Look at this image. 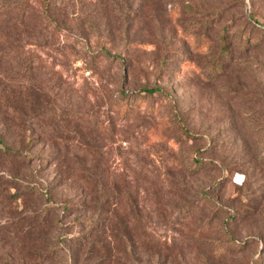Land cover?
Returning <instances> with one entry per match:
<instances>
[{
    "label": "rangeland",
    "instance_id": "1",
    "mask_svg": "<svg viewBox=\"0 0 264 264\" xmlns=\"http://www.w3.org/2000/svg\"><path fill=\"white\" fill-rule=\"evenodd\" d=\"M0 264H264V0H0Z\"/></svg>",
    "mask_w": 264,
    "mask_h": 264
},
{
    "label": "trees",
    "instance_id": "2",
    "mask_svg": "<svg viewBox=\"0 0 264 264\" xmlns=\"http://www.w3.org/2000/svg\"><path fill=\"white\" fill-rule=\"evenodd\" d=\"M223 31L221 32V35H220V39H219V41H220V43H221V52H223V53H227V52H229V48H230V46H229V42L226 40V33L224 32V30H226L227 29V27H222L221 28ZM220 65H218V67H219ZM142 93H144V94H146V95H156V94H158V95H160V96H162V97H166V94H165V92L162 90V88H160V87H154V88H144L143 90H140L139 91V94L141 95ZM180 120V119H179ZM200 163V161L199 160H196L195 162H194V164L195 165H198Z\"/></svg>",
    "mask_w": 264,
    "mask_h": 264
}]
</instances>
